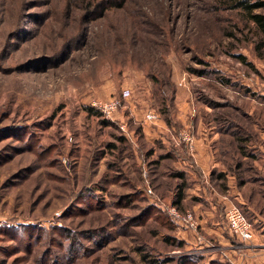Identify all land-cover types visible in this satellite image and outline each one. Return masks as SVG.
Instances as JSON below:
<instances>
[{"label": "rangeland", "instance_id": "1", "mask_svg": "<svg viewBox=\"0 0 264 264\" xmlns=\"http://www.w3.org/2000/svg\"><path fill=\"white\" fill-rule=\"evenodd\" d=\"M234 3L0 0V227H26L0 230V264H190V232L148 206L166 151L149 136L198 106H264V48ZM113 98L105 118L94 103ZM203 235L199 264L251 261Z\"/></svg>", "mask_w": 264, "mask_h": 264}, {"label": "crops", "instance_id": "2", "mask_svg": "<svg viewBox=\"0 0 264 264\" xmlns=\"http://www.w3.org/2000/svg\"><path fill=\"white\" fill-rule=\"evenodd\" d=\"M198 109L196 116L191 112L189 123L184 122L183 117L181 123L164 124L162 132L149 136L151 142L163 143L166 151L165 157L152 154L153 158H149V170L145 172L150 176L151 185L148 187L151 191L156 187L152 194L156 201L163 204L161 198L168 199L158 190L155 176L161 173L164 174L162 178L171 179L170 174H183L181 178L173 177L175 182L184 183L185 211L181 212H192L199 222V234L203 240L205 236L202 234L216 235L221 249L231 256L237 253L236 248L242 247L243 242L230 233L225 212L233 204L246 206L254 217L253 221L259 224L254 225L253 240L246 242L254 253L240 257L251 258L249 264H264V106H226L227 110H219L216 106H198L195 111L198 112ZM240 112L243 118L246 117L248 126L237 120ZM242 128L251 134L246 145L252 153L258 154L256 158L248 156L247 152H238L237 131ZM182 132L191 134V146L181 140L179 134ZM132 158L135 161L133 166L136 165L140 169L138 172H142V167H145V162L142 166V155L133 151ZM180 230L179 235L183 229ZM186 230H183V236L188 234ZM188 231L191 241L185 239L188 241L186 246L192 249L199 244L195 233ZM230 235L235 239L233 242L228 239ZM238 262L242 263L241 260Z\"/></svg>", "mask_w": 264, "mask_h": 264}, {"label": "trees", "instance_id": "3", "mask_svg": "<svg viewBox=\"0 0 264 264\" xmlns=\"http://www.w3.org/2000/svg\"><path fill=\"white\" fill-rule=\"evenodd\" d=\"M234 1H235V3H234V5H232V7L236 8V9H240L245 14V16L248 18V20L254 24V27L257 31V35H258V39H259V44H257V48H261V47L264 48V14L257 12L261 9H264V0H256L254 2L252 0H234ZM118 5L121 6V3H119ZM237 132L239 134V137L237 139L238 152H242L244 154H245V152H247L248 156H254L256 158V156L258 154L252 153V150H249V147L246 145V142L251 138V134L249 133V131L242 128V129H239ZM121 139L123 140L124 143L127 142V138H121ZM162 157H165V155ZM160 174H158V176L157 175L155 176V177H157L156 180H157L158 190L160 189L161 192L164 193V195L167 194V196H169V198L170 197L172 198L171 199L172 202L170 203L171 205L176 206L181 211H185L184 207H183L184 183L183 182H175V180H173L174 179L173 177H175V178L184 177L183 174H181L180 172H178L176 174H172V175L170 174L171 179H164L161 177L164 174L163 175H160ZM153 183H154V181H153ZM148 188H150V186ZM154 189H156V187H154L152 190L155 192ZM135 191H137V190H135ZM152 191L150 190L151 195H152ZM141 192L143 193V191H141ZM141 192L137 191L138 194H140ZM127 198H129V196ZM151 201L152 202L151 203L149 202L148 206L150 208H152L154 214H156V215H161V214L167 215L163 212V210L159 209V205H158L159 202H157L155 200L154 196H153ZM240 208L244 212L243 208H246V206L240 205ZM247 212H248V214H250V216L252 218H254L252 213L249 210ZM244 213H245V215L247 214L246 212H244ZM169 223L174 229L175 228L177 230L179 229L178 225L173 220L169 221ZM24 227L25 226H22V225L17 227V228H15V227L14 228L13 227L12 228L11 227H0V230L2 231V229H5L4 231L10 230L12 232L14 231L18 234H22V233H24V231L26 229V227L25 228ZM198 233H199V230H198ZM176 244H177V246L186 247L187 242L185 240L181 239V240H178L176 242ZM203 257L204 256H188V257L184 258L185 260L183 261V263L186 262V263H190V264H199L200 262H202Z\"/></svg>", "mask_w": 264, "mask_h": 264}, {"label": "built area", "instance_id": "4", "mask_svg": "<svg viewBox=\"0 0 264 264\" xmlns=\"http://www.w3.org/2000/svg\"><path fill=\"white\" fill-rule=\"evenodd\" d=\"M130 95L129 90L123 91V98L128 97ZM121 105V100L118 98H113L111 101L106 102H98L94 103V107L98 108L105 118H111L112 114L118 110ZM147 118L150 121H154L157 119V114L151 112L147 114ZM182 141L192 145V137L188 133L182 132L179 134ZM160 204V203H159ZM162 204V203H161ZM164 208H166L172 218V220L180 227L190 230L195 233L196 242L199 245H196L191 249V253L188 255H199L203 254V249L199 246L204 244V240L201 235L198 233L199 230V222L195 218L192 212H181L176 206L171 204H164ZM226 223L228 225V229L232 236L240 242H251L254 238V227L251 221L247 218L242 209L236 204L230 205L225 212Z\"/></svg>", "mask_w": 264, "mask_h": 264}]
</instances>
